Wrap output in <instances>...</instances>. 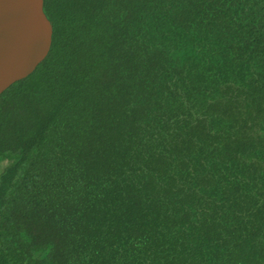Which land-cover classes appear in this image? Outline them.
<instances>
[{
	"label": "trees",
	"instance_id": "1",
	"mask_svg": "<svg viewBox=\"0 0 264 264\" xmlns=\"http://www.w3.org/2000/svg\"><path fill=\"white\" fill-rule=\"evenodd\" d=\"M44 10L0 95V264H264V0Z\"/></svg>",
	"mask_w": 264,
	"mask_h": 264
},
{
	"label": "water",
	"instance_id": "2",
	"mask_svg": "<svg viewBox=\"0 0 264 264\" xmlns=\"http://www.w3.org/2000/svg\"><path fill=\"white\" fill-rule=\"evenodd\" d=\"M45 0H0V95L48 57L53 25Z\"/></svg>",
	"mask_w": 264,
	"mask_h": 264
},
{
	"label": "rangeland",
	"instance_id": "3",
	"mask_svg": "<svg viewBox=\"0 0 264 264\" xmlns=\"http://www.w3.org/2000/svg\"><path fill=\"white\" fill-rule=\"evenodd\" d=\"M9 158L4 159L3 161H0V175L5 171V169L8 166Z\"/></svg>",
	"mask_w": 264,
	"mask_h": 264
}]
</instances>
